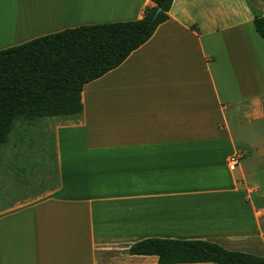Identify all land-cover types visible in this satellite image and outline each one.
Returning a JSON list of instances; mask_svg holds the SVG:
<instances>
[{"label": "crops", "instance_id": "crops-1", "mask_svg": "<svg viewBox=\"0 0 264 264\" xmlns=\"http://www.w3.org/2000/svg\"><path fill=\"white\" fill-rule=\"evenodd\" d=\"M263 2L173 0L146 43L83 87L81 114L17 121L19 135L33 126L53 139L54 179L0 206V264H158L127 253L148 238L264 257ZM152 6L0 0V51ZM0 170L12 192L13 166Z\"/></svg>", "mask_w": 264, "mask_h": 264}, {"label": "trees", "instance_id": "trees-1", "mask_svg": "<svg viewBox=\"0 0 264 264\" xmlns=\"http://www.w3.org/2000/svg\"><path fill=\"white\" fill-rule=\"evenodd\" d=\"M149 1L153 6L136 21L65 29L1 50L0 148L19 120L81 114L83 87L118 67L168 20L173 0ZM254 28L264 40V2ZM127 253L156 256L158 264H264V257L203 240L148 238Z\"/></svg>", "mask_w": 264, "mask_h": 264}, {"label": "rangeland", "instance_id": "rangeland-1", "mask_svg": "<svg viewBox=\"0 0 264 264\" xmlns=\"http://www.w3.org/2000/svg\"><path fill=\"white\" fill-rule=\"evenodd\" d=\"M43 133L42 128H33V126H29L23 135H19L20 132L13 129L7 142L1 146L0 168L3 162L10 163L14 168L11 172V175H14V180L12 181L13 186L9 188L12 192L7 191L8 187H0L1 194L7 191V197L4 202L0 203V206L7 205V200L13 199V196H18L17 198L21 199L22 196L31 195L52 184L54 179V168L51 162L53 139L50 135H42ZM21 147L23 152L18 153ZM2 173L0 170V175ZM262 228L264 231V223Z\"/></svg>", "mask_w": 264, "mask_h": 264}, {"label": "built area", "instance_id": "built-area-1", "mask_svg": "<svg viewBox=\"0 0 264 264\" xmlns=\"http://www.w3.org/2000/svg\"><path fill=\"white\" fill-rule=\"evenodd\" d=\"M241 159V154L236 153L228 159V170L233 171Z\"/></svg>", "mask_w": 264, "mask_h": 264}, {"label": "water", "instance_id": "water-1", "mask_svg": "<svg viewBox=\"0 0 264 264\" xmlns=\"http://www.w3.org/2000/svg\"><path fill=\"white\" fill-rule=\"evenodd\" d=\"M160 9H157L155 14H154V17L159 13Z\"/></svg>", "mask_w": 264, "mask_h": 264}]
</instances>
